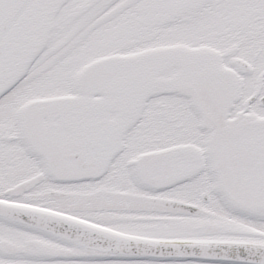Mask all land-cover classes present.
<instances>
[{
    "label": "snow or ice",
    "instance_id": "6c2138e0",
    "mask_svg": "<svg viewBox=\"0 0 264 264\" xmlns=\"http://www.w3.org/2000/svg\"><path fill=\"white\" fill-rule=\"evenodd\" d=\"M0 264H264V0H0Z\"/></svg>",
    "mask_w": 264,
    "mask_h": 264
}]
</instances>
